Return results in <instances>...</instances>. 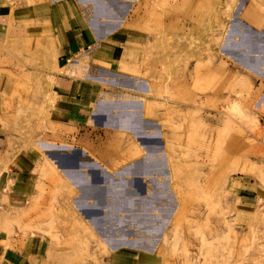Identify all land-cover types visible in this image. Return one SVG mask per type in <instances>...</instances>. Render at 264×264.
Segmentation results:
<instances>
[{"label": "rangeland", "instance_id": "1", "mask_svg": "<svg viewBox=\"0 0 264 264\" xmlns=\"http://www.w3.org/2000/svg\"><path fill=\"white\" fill-rule=\"evenodd\" d=\"M152 2L135 0L138 23L146 19L135 27L151 43L142 65L146 72L155 71L151 82L167 109L166 126L181 136L166 139L168 162L179 173L172 188L180 189L168 186L153 197L164 208V220L151 225L140 218L119 225L104 220L91 225L100 238L89 224L76 222L70 202L54 207L62 189L42 171L54 192L39 188L38 203L35 199L32 207L11 213L0 204V233L49 237L45 264H107L111 247L152 246L162 233L155 250L162 264H264V74L239 61L256 59V51L264 49V0ZM249 9L259 22L251 21L255 13ZM173 11L178 21L171 19V27L176 22L183 30L165 31L160 16ZM191 24L198 31H191ZM43 52L32 57L25 43H0V125L6 138L0 139V185L18 152L47 146L41 134L47 132L51 54L47 48ZM37 59L36 90L30 74L36 69L30 68ZM19 60L23 69L15 65ZM42 203L46 207L36 206ZM144 226L149 232L157 228L152 233L157 235L140 236Z\"/></svg>", "mask_w": 264, "mask_h": 264}, {"label": "crops", "instance_id": "2", "mask_svg": "<svg viewBox=\"0 0 264 264\" xmlns=\"http://www.w3.org/2000/svg\"><path fill=\"white\" fill-rule=\"evenodd\" d=\"M134 8L135 0H0V43H25L32 57H42L45 48L51 54L46 90L50 100L44 102L47 132L41 134L47 146L18 152L5 170L0 204L8 213L35 205L39 188L48 195L54 192L51 180L41 178L44 171L62 189L54 207L70 202L76 222L89 224L100 238L91 225L104 220L118 225L138 218L149 225L164 220V208L155 204L158 192L168 186L180 189L172 188L179 173L168 162L166 139L181 136L166 126L167 109L151 82L155 71L146 72L142 65L151 43L135 27L145 25L146 19L138 23ZM173 12L160 16L165 31L183 30L176 22L171 27V19L178 21ZM253 13L251 21L259 22ZM190 26L198 31L197 24ZM253 57L239 61L264 74V49ZM39 62L34 60L36 66L30 68L36 69L30 72L36 90ZM19 63L15 65L23 69L22 60ZM172 110L177 112L176 107ZM3 133L0 125V139H6ZM156 229L149 232L144 226L140 236H156ZM163 234L152 246L111 247L107 264H162L155 250ZM50 243L39 234L0 233V264H45Z\"/></svg>", "mask_w": 264, "mask_h": 264}]
</instances>
